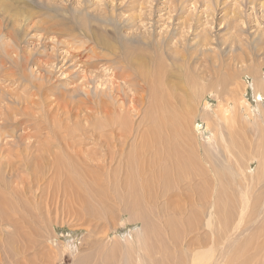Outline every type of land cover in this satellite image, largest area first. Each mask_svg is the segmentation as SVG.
<instances>
[{
    "label": "rangeland",
    "instance_id": "1",
    "mask_svg": "<svg viewBox=\"0 0 264 264\" xmlns=\"http://www.w3.org/2000/svg\"><path fill=\"white\" fill-rule=\"evenodd\" d=\"M5 1L6 6L0 4V264H135V241L148 248L142 251L147 264H185L187 253L200 255L207 248L202 243L211 231L209 217L218 221L214 228L221 225L219 202L236 218L232 170L250 185L254 208L246 237L238 238L235 247L246 244L248 233L250 250L263 240L262 233L258 239L253 233L264 231V0ZM95 33L119 53L141 47L167 59L158 69H179L182 89L178 102H171L177 110L170 104L167 127L160 121L162 106L157 113L149 106L147 90L136 109L125 100L131 117L123 124L128 134L121 142L107 133L119 114H104L105 120L101 111L94 113L92 104L81 101L87 89L112 111L113 83L129 99L134 95L115 76L122 71L118 58L89 69L77 63L80 55L87 59L92 45L107 54L92 40ZM146 43L166 44L169 52L149 50ZM223 104L236 115V125L222 129L231 154L216 118ZM248 107L263 109L260 137L241 124V115L249 118ZM86 111L91 119L85 118ZM100 128L117 146L106 143ZM212 134L216 148L207 141ZM144 165L153 170L151 203L142 187ZM173 194L174 201L163 209ZM172 218L182 226L168 235L164 223ZM129 246L127 255L123 248ZM262 251L259 259L245 251L242 263L235 248L236 259L228 256L226 264H264Z\"/></svg>",
    "mask_w": 264,
    "mask_h": 264
},
{
    "label": "bare ground",
    "instance_id": "2",
    "mask_svg": "<svg viewBox=\"0 0 264 264\" xmlns=\"http://www.w3.org/2000/svg\"><path fill=\"white\" fill-rule=\"evenodd\" d=\"M2 3V5L6 6V1L4 3V0H0V4ZM4 3V4H3ZM122 7V6H121ZM124 9V8H123ZM19 13V12H18ZM17 14V13H16ZM16 14H12V15H16ZM18 16V15H17ZM57 25V24H56ZM128 25V24H127ZM128 27V26H127ZM119 28V27H118ZM122 28V27H121ZM83 33V32H82ZM98 33V32H97ZM131 38V37H129ZM92 40L95 42V44L99 47H101L106 53H101V52H97L95 51L94 47L95 45H92L91 48L89 49V47H87L90 51L85 53L84 56H86L87 59H82L81 57V52H77V55L80 57L77 59V63H81V67H84L85 69H89L90 67H96L97 63L98 62H101V60H106V63L107 62H111L113 61L115 58H118V61H119V66L122 67V71L121 72H116L115 73V76L117 77H120L123 82H124V85L127 86V88H129L130 90H133L134 91V95L132 97V99H129L130 98V95L129 93L124 89L123 91L121 92L120 91V84H114L112 85L111 87V91L110 92V95L112 97V102H111V105L113 106L112 108V111H111V108H109L108 106L106 108H103L101 106L104 105L106 106V104H103V103H100L96 100H93L92 99V96H90V93H89V90L86 89V93H87V96L82 97L80 98L81 101H83L84 103H87V104H92L94 107V113L96 111H101L102 112V116H104L105 120L108 119L105 117L104 114H106L107 116H110L111 112H114V113H117L119 114L118 116V119L117 117L113 118L110 120L109 124L111 125V128L109 127L108 128V125L106 124L107 121H105L103 119V121H105L108 129L110 130H107L105 129V132L102 130L103 128H100L102 132L101 135H104V140H106V143L108 145H110L111 143H114L113 142V139L115 140H120V138L127 133L126 132V129L123 127V124L126 123L127 119L129 118L128 115H129V109H126L125 107V100L128 99V100H131L133 103V107L136 109L138 104L139 103H144V98H145V95L142 93V92H146L149 91L150 93V96L149 98L152 100H150L151 104L149 106H151L153 108V110L157 113V111L159 110V106H162L163 110H162V116L160 118V121L163 120L165 123V127L168 126V121H169V118L167 116V114L169 115H172L173 112L172 111H169L170 110V106L173 105L175 107V103L174 104H171V102H178V93L180 91V89H182V77L180 72H177L179 71V69L177 68V71L176 72H173L172 69L170 70L169 68H166L164 66H162V68L158 69V67H160L163 63H164V60H167L166 58H164L162 55L160 54H156L155 56H151L150 53H147L144 51V49H142L141 47H136L135 49H133V51H128V48L126 50L124 49L123 52L119 53V48H117L111 41H109L108 39H106L104 36H101V35H98V34H94L92 36ZM147 41V40H146ZM158 42V41H157ZM155 43V42H154ZM161 44V42H159ZM158 43V44H159ZM98 48V47H97ZM146 48H148L149 50L151 48L153 49H157V50H160L158 48H162L165 50H167V52H169V50L167 49L166 47V44H162L161 46H157L156 44H149V43H146ZM84 49V48H83ZM164 53V52H162ZM152 54V53H151ZM168 54V53H167ZM76 53L74 54V57H75ZM169 55V54H168ZM76 56V57H78ZM173 57V55H172ZM175 59L173 60V63L172 64H176L177 62V56H174ZM116 61V60H115ZM172 61V60H171ZM151 63H153L156 67H157V70L155 68L156 71H152V65ZM166 64V63H165ZM164 64V65H165ZM170 64V62H169ZM96 65V66H95ZM112 66V65H111ZM172 65H170L169 67H171ZM175 67V66H174ZM176 70V68L174 69ZM264 80V79H263ZM181 82V83H180ZM263 84H264V81H263ZM123 87V86H122ZM124 88V87H123ZM129 89H127L129 91ZM85 91V90H83ZM148 93V92H146ZM107 95V94H106ZM148 95V94H147ZM81 96V95H80ZM77 98V97H76ZM84 98V99H83ZM78 99V98H77ZM71 100L72 102L74 101L73 104H75V101L77 100ZM104 99V98H103ZM119 100H121V102H119L120 104H116V102H118ZM70 101V102H71ZM94 104H93V102ZM66 102V101H65ZM65 102H64V105H65ZM71 102V103H72ZM80 102V101H78ZM83 102H80V103H83ZM69 102H67L68 104ZM71 103H70V106H71ZM77 103V102H76ZM107 103V102H106ZM61 104V103H60ZM59 104V105H60ZM78 104V103H77ZM171 104V105H170ZM63 105V104H62ZM63 105V106H64ZM69 105V104H68ZM80 105V104H79ZM78 105V107H79ZM83 105V104H82ZM81 105V106H82ZM140 105V104H139ZM69 106V107H70ZM75 107L77 105H74ZM85 108H86V105H84ZM89 106V105H87ZM205 106L207 108H212L209 104H205ZM61 107V106H60ZM67 106L65 107H62L63 109L66 108ZM74 107V108H75ZM151 107L150 110H151ZM176 107H178V105H176ZM175 107V109H176ZM233 106H231L232 108ZM73 108V109H74ZM81 108V107H80ZM84 107H82L83 109ZM89 108H91V105L89 106ZM263 108V107H262ZM62 109V110H63ZM75 109H78V108H75ZM74 109V111H75ZM264 109V108H263ZM263 109H261V112L257 111V112H254L252 111L249 107L247 108V110L249 111V113L246 114V116H248L249 118L247 120L244 119L245 115H241V119H242V126H247L249 127L250 129H252L253 131H255V133L257 134L258 137H260L262 135V132H261V114L263 112ZM66 110V109H65ZM68 110V109H67ZM64 111V112H68V111ZM71 110V109H70ZM69 110V111H70ZM79 112H80V109H78ZM87 110V108H86ZM93 110V109H92ZM157 110V111H156ZM177 110V109H176ZM91 111V110H90ZM152 111V110H151ZM78 112V111H76ZM74 112V113H76ZM79 112L76 113L78 116L79 115ZM127 112H129L127 114ZM72 113H73V110H72ZM73 113V114H74ZM149 113V111H148ZM152 113V112H151ZM150 113V114H151ZM154 113V112H153ZM154 113V114H156ZM219 113V114H218ZM66 114V113H64ZM73 114H71L73 116ZM148 114V115H150ZM67 115V114H66ZM69 115V114H68ZM67 115V116H68ZM76 115V116H77ZM86 117L85 118H90V116L92 115L91 112H87L85 113ZM153 115V114H151ZM78 116H77V119H78ZM131 117V115H129ZM70 117V116H68ZM114 117V116H113ZM127 117V118H126ZM84 118V119H85ZM216 118L219 122V133H220V137H221V140L223 141V144L225 145V149H226V152L230 153L231 154V150L229 148V145L228 143L226 142L225 140V137H224V134H223V131L222 129L225 127L227 128H231V126H235L236 125V115H235V112L231 111V109H229V107L227 105H219L218 107V110L216 112ZM91 119V118H90ZM100 119V118H99ZM130 119V118H129ZM109 120V119H108ZM148 121H150L151 119L150 118H147ZM152 120H154L155 122H157V118H156V115L154 117V119L152 118ZM88 121V120H87ZM90 121V120H89ZM96 121V120H95ZM99 122V120H97ZM129 121V120H128ZM91 122V121H90ZM97 122V126L100 127L99 125H101L102 123H98ZM134 122V121H132ZM99 124V125H98ZM135 124V123H134ZM163 124V123H162ZM95 125V123H94ZM93 125V126H94ZM96 125L94 126L93 130L95 129ZM103 125H104V122H103ZM105 125V126H106ZM128 125V124H127ZM141 125V123H140ZM224 125V127H223ZM102 126V125H101ZM132 126V125H131ZM91 127V126H90ZM98 127L96 129H98ZM141 127V126H140ZM76 128V127H75ZM132 128V127H131ZM151 128V126H150ZM155 128V125H153V127L151 129H154ZM197 128H199V126H197ZM100 129L98 130L100 132ZM130 129V127H129ZM128 129V130H129ZM150 129V130H151ZM235 129V128H234ZM79 130V129H78ZM86 130V129H85ZM148 130V128H147ZM72 131V130H71ZM111 131L112 133V137L113 139L111 140L109 137H106L108 135H111V133L109 132ZM133 131V130H132ZM154 131V130H153ZM158 131V129H157ZM73 132V131H72ZM87 132V131H86ZM109 133L108 135H106L107 133ZM149 132V131H148ZM106 133V134H104ZM76 135V134H75ZM97 135V133H96ZM99 135V134H98ZM130 135V134H129ZM157 136V135H156ZM23 137V136H22ZM77 137V136H76ZM127 137V136H126ZM74 138V137H73ZM102 138V137H101ZM106 138V139H105ZM129 137H127L128 139ZM23 139H27L26 138H23ZM80 139V138H79ZM77 139V140H79ZM98 139V138H97ZM151 139V138H150ZM207 141L209 142V144L213 147V148H216V139L214 138L213 134L210 135L209 137H207ZM82 140V139H81ZM102 140V139H101ZM103 140V141H104ZM261 140V139H260ZM88 141V139H87ZM154 141V140H153ZM98 142V141H97ZM116 142V141H115ZM121 142V140H120ZM72 143V142H71ZM81 143V142H80ZM79 143V144H80ZM84 143V142H83ZM105 143V141H104ZM118 143V142H116ZM142 143V142H141ZM255 143V142H254ZM253 141L251 140L250 141V145L253 146L254 145ZM69 145V143H67ZM158 144V143H157ZM71 145V144H70ZM85 145V144H84ZM107 145V146H108ZM113 145V144H112ZM115 145V143H114ZM72 146V145H71ZM80 146H83L82 143ZM104 146V144H103ZM117 146V145H115ZM109 147V146H108ZM107 147V148H108ZM250 147V146H249ZM77 148V147H76ZM111 148V147H110ZM114 148V147H113ZM116 148V147H115ZM136 148V147H135ZM100 150V149H99ZM108 150H110L108 148ZM113 150V149H112ZM111 150V151H112ZM132 150V148H131ZM114 151V150H113ZM111 153V152H110ZM110 153L108 152V154L110 155ZM138 153V152H137ZM80 154V153H79ZM112 154V153H111ZM229 154V155H230ZM96 155V154H95ZM99 155V154H98ZM129 155V154H128ZM84 156V155H83ZM115 156V155H114ZM112 155V161H114V157ZM141 156V155H140ZM110 157V156H109ZM108 158V157H107ZM111 158V157H110ZM83 159V158H82ZM111 161V162H112ZM55 162V161H54ZM71 162V161H70ZM134 162V161H133ZM136 162V161H135ZM138 163V162H136ZM103 164V163H102ZM71 166V165H70ZM149 167V168H148ZM70 168V167H69ZM147 168V169H145ZM128 169V168H127ZM176 169V168H175ZM174 169V170H175ZM120 170V169H119ZM146 170H148V173L147 175H145L146 173ZM170 170V169H169ZM168 170V171H169ZM173 170V171H174ZM181 170V169H180ZM228 170L230 171L231 170V167H228ZM54 171V170H53ZM138 171V170H137ZM166 172V171H165ZM231 172V171H230ZM264 172V171H263ZM167 173H170V172H167ZM140 174H141V177H142V182L144 183V186L143 187V190H144V195L148 196V203H151L150 200H152L153 196H152V190H149V186H151L152 184V180H153V170H152V167L150 166H147V165H144L142 167V170H140ZM163 174V173H162ZM232 176H233V179H234V185H235V196L234 194L231 196V197H235V200H236V206H238L237 210H236V218L232 220V218H234V215L232 213H230L227 210H224V207H220V202L218 204V208H219V214H222L220 217H221V225L219 226V228H214V225L218 224V221L215 220L213 218V215H211L207 221V225L208 227L211 229L210 231V234L208 235V237H206L204 239V243H202V246H206L207 248H203L204 251L202 253H199L200 255H196L194 254L193 252H190V255L189 253H187V256H188V259L186 261L185 264H226V261H227V257L230 256L232 257L234 260L236 258H234L235 256H233L232 252L233 250L236 248V255L240 258H243L242 260V263L245 262L246 260V255L247 253H244L245 251L246 252H249L251 255L253 253V257L256 258V259H259V257L261 256V251H262V244L261 242H264V238L263 240L258 244L256 242V245L252 247V249L250 250L251 246H249V243H248V239H253L252 237L249 238V233L247 235V239H246V244H242L238 247H235L237 246L236 244V240L239 238L243 239L244 237H246V229H248L249 225H251L249 223L250 221V213L253 212L254 208H253V205L252 204H249V202L251 201L252 199V193L250 194V191H251V187L250 185L244 183L243 182H240L237 177H236V172H234L232 170ZM179 175V174H178ZM181 175V173H180ZM261 176V175H260ZM264 176V175H263ZM96 177V176H95ZM140 177V176H139ZM177 177V176H176ZM126 179H127V173H126ZM129 179V178H128ZM133 179V178H132ZM136 179V178H135ZM161 179V178H159ZM176 179V178H175ZM236 179V181H235ZM243 179V178H242ZM261 180V178H259ZM131 180V179H130ZM244 180V179H243ZM94 181V180H93ZM140 181V180H139ZM256 181V180H254ZM128 182H130L128 180ZM141 182V183H142ZM257 182V181H256ZM255 183V182H254ZM132 183H130L131 185ZM51 185V184H50ZM72 185V184H71ZM122 185H125V184H122ZM128 185V186H130ZM133 187L134 184H132ZM127 186V187H128ZM262 186V185H261ZM240 187V193L237 192V190L239 189ZM164 188V187H163ZM255 188V187H254ZM253 188V189H254ZM136 191V189H135ZM173 191V190H172ZM51 192V191H50ZM137 192V191H136ZM134 193V191H133ZM132 193V194H133ZM146 193V194H145ZM138 195V192L136 193ZM163 195H165L163 193ZM176 196V195H175ZM139 197V196H138ZM173 197H174V194L172 195V197L170 196H167V199L165 200L166 202L164 203V208L163 209H166V204L170 205L172 203L173 200ZM139 199V198H138ZM142 199V198H141ZM145 199V197H144ZM147 199V198H146ZM171 199V200H170ZM224 198H222L221 200H223ZM233 199V198H232ZM259 200V198H258ZM55 201V200H54ZM143 201V200H142ZM5 202V201H4ZM254 202V200H253ZM1 203V202H0ZM178 204V203H177ZM167 205V206H168ZM250 205V206H249ZM257 207V206H256ZM1 208V207H0ZM178 208V207H176ZM236 208V207H235ZM261 208V207H260ZM263 208H264V204H263ZM261 208V209H263ZM5 209V208H4ZM180 209V208H179ZM175 210V209H174ZM177 210V209H176ZM1 211V210H0ZM164 211V210H162ZM226 211V212H225ZM2 212V211H1ZM168 212V211H167ZM182 212V211H181ZM180 212V213H181ZM166 213V212H165ZM175 213V212H173ZM177 214V213H176ZM176 214H174L176 216ZM179 214V213H178ZM166 215V214H165ZM263 215V214H262ZM173 216V217H175ZM217 216V215H216ZM219 216H217V219ZM177 218V217H176ZM264 219V218H263ZM4 220V219H3ZM181 220V219H180ZM219 220V221H220ZM255 221V220H254ZM3 221H1L2 223ZM8 222V221H7ZM14 222V221H13ZM178 222V221H177ZM176 222V219L175 218H172V219H167V221H165L164 223V226H166V229L168 231V235L170 234V231L172 234H176L178 232V226H182L180 224H178ZM255 222H258V221H255ZM180 223H182L180 221ZM254 223V222H253ZM5 224V223H4ZM178 224V225H177ZM259 224V223H257ZM255 225V224H254ZM264 225V224H263ZM260 226V225H259ZM252 227V226H251ZM255 227V226H254ZM257 227V226H256ZM262 228V227H261ZM245 229V230H244ZM143 231V230H142ZM180 231V230H179ZM255 231V230H254ZM253 231V232H254ZM257 232V231H256ZM256 232L253 233V235H255L256 239L260 237H264V231H259L260 233L256 234ZM141 233V232H140ZM139 233V234H140ZM180 233V232H179ZM251 233V232H250ZM142 234V233H141ZM144 234V233H143ZM147 234V233H145ZM251 235V234H250ZM251 235V236H253ZM135 236H138L135 235ZM141 236H144V235H140ZM134 237V236H133ZM137 239V238H136ZM142 239V238H141ZM144 239V238H143ZM149 239V238H148ZM138 240V239H137ZM250 240V241H251ZM143 242V240H141ZM145 241V240H144ZM147 241V240H146ZM241 241V240H240ZM136 242V243H135ZM133 242L132 247L134 246L135 247V254L132 253L130 251V248L131 246L129 247H126V248H123L124 251H126V254H131L133 256V261H135V264H147V262L145 261V255L144 253H142L143 247H141L139 245V241H135ZM147 243V242H146ZM145 243V246L148 244ZM150 243V242H149ZM207 243V244H206ZM150 246V245H149ZM63 247V246H62ZM147 247V246H146ZM262 247V248H261ZM200 248H202L200 246ZM255 248V249H254ZM148 248L144 249V252L147 251ZM163 249V248H162ZM166 250V249H165ZM253 250V251H252ZM264 250V249H263ZM123 251V250H122ZM149 252V250H148ZM163 252V251H162ZM263 252V251H262ZM124 253V252H122ZM125 254V253H124ZM143 254H144V257H143ZM150 254V253H149ZM153 255V254H152ZM148 256V255H147ZM263 256H264V252H263ZM128 257V256H127ZM130 257V256H129ZM128 257V258H129ZM152 257V256H151ZM127 258V259H128ZM249 258V256H248ZM251 258V257H250ZM249 258V259H250ZM136 259V260H134ZM253 259V258H252ZM131 261V260H130ZM236 262V261H235ZM257 262V261H256ZM262 262V261H261ZM125 263V262H124ZM127 263L128 264H131V262H129V260H127ZM47 264V263H46ZM134 264V263H133ZM246 264V263H245ZM252 264V263H251Z\"/></svg>",
    "mask_w": 264,
    "mask_h": 264
}]
</instances>
